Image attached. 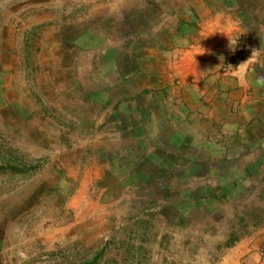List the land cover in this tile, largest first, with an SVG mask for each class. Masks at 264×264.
<instances>
[{"label": "rangeland", "instance_id": "1", "mask_svg": "<svg viewBox=\"0 0 264 264\" xmlns=\"http://www.w3.org/2000/svg\"><path fill=\"white\" fill-rule=\"evenodd\" d=\"M194 1L205 0H0V168L7 167L0 169V264H208L262 228L264 176L241 169L260 149L255 125L228 155L220 145L196 151L194 141L184 142L206 123L186 125L189 137L172 145L162 133L146 147H128L126 132L114 139L108 115L92 118V130L70 121L86 117L77 108L54 116L55 103L70 101H58L71 80L60 68H76L80 82L94 78L85 70L101 62L97 53L95 64H85L76 37L112 21L127 29L136 23L140 41L153 43L137 18L148 14L152 29L168 27L191 18ZM176 60L152 73L156 83L175 78ZM219 133L223 142L228 133ZM130 134L137 142L141 132ZM114 141L118 154H101ZM159 142L170 146L162 153ZM196 152L216 159L194 164Z\"/></svg>", "mask_w": 264, "mask_h": 264}, {"label": "crops", "instance_id": "2", "mask_svg": "<svg viewBox=\"0 0 264 264\" xmlns=\"http://www.w3.org/2000/svg\"><path fill=\"white\" fill-rule=\"evenodd\" d=\"M191 8L194 9L191 18L181 17L168 27L153 26L157 30L147 22L148 14L137 18L142 23V31L156 38L153 43L140 41L141 31L137 30L136 23L127 29L110 24L112 21L103 26L100 23L85 36L76 37L79 43L74 41V46L80 49L78 56L85 64H95L93 57L96 59L97 53L101 54V62L85 70L94 78L80 82L75 77L76 68L74 71L68 66L60 68L71 80L58 89L57 94L61 93L58 101H70L55 103L54 116L71 115L69 107L77 108L86 117L73 116L70 121L79 119L92 130L96 123L92 118L108 115L113 121L112 129L116 128L114 139L126 132L128 147L145 146L144 141L161 137L162 133L164 143L172 145L170 140L189 137L186 125L206 123V129L194 130L190 142H184L194 141L196 151L200 145L211 150L220 145L223 154L246 139L255 125L262 134L260 149L254 162L241 169L247 172L246 176L253 169L256 177L264 176V84L258 83V78L264 77V0L194 1ZM103 28L108 32H103ZM113 30L120 34L121 40L108 39ZM229 37L237 43L234 51L229 46ZM171 58H177L173 64L175 78L172 80L166 74L164 82L156 83L153 74L160 73V67L168 66L163 61ZM106 75H111L112 83L103 77ZM171 107L177 108L175 112L170 111ZM131 132H141L137 142L133 141L137 135L132 137ZM219 132L228 133L223 142L216 138ZM151 144L154 146L157 142ZM158 144L155 147L162 153L170 146ZM113 146H118L117 141L111 142L108 149L107 144L102 145L101 154H118L112 151ZM246 154L247 150L243 158ZM214 155L210 152L205 159L196 152L192 159L194 164H207L208 160L216 159ZM263 186L264 179L259 186L261 190ZM204 198L194 196L195 200ZM231 244L219 261L212 257L208 264H264V224L248 238Z\"/></svg>", "mask_w": 264, "mask_h": 264}, {"label": "clouds", "instance_id": "3", "mask_svg": "<svg viewBox=\"0 0 264 264\" xmlns=\"http://www.w3.org/2000/svg\"><path fill=\"white\" fill-rule=\"evenodd\" d=\"M223 32V31H220ZM215 33V32H214ZM212 35V34H211ZM230 48L234 51L235 50V45L237 44L234 40H232L230 37ZM245 63V62H244ZM258 83L264 84V77H259L258 78Z\"/></svg>", "mask_w": 264, "mask_h": 264}, {"label": "trees", "instance_id": "4", "mask_svg": "<svg viewBox=\"0 0 264 264\" xmlns=\"http://www.w3.org/2000/svg\"><path fill=\"white\" fill-rule=\"evenodd\" d=\"M5 168H7V167H5V166H1V168L0 169H2V171H4L5 170ZM14 169V168H13ZM205 197V196H204ZM213 197H217L218 198V196H216V195H213ZM206 198V197H205Z\"/></svg>", "mask_w": 264, "mask_h": 264}]
</instances>
